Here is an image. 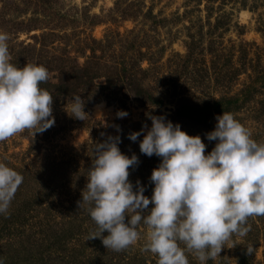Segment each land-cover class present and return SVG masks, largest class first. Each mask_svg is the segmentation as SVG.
<instances>
[{
	"label": "rangeland",
	"instance_id": "obj_1",
	"mask_svg": "<svg viewBox=\"0 0 264 264\" xmlns=\"http://www.w3.org/2000/svg\"><path fill=\"white\" fill-rule=\"evenodd\" d=\"M0 30L9 35L11 63L41 64L51 84L69 89L56 95L49 86L56 96L51 127L0 141V162L23 177L8 214H0L4 264H157L141 251L143 224L137 243L113 251L99 237L87 239L97 226L86 210L70 206L75 184L83 189L87 182L95 142L109 134L120 136L123 153L137 155L129 180L151 196L149 177L160 157L140 152L143 133L128 139L150 127L149 115L199 134L205 153L216 142L205 133L223 111L264 142V0H0ZM120 63L131 78H114ZM136 78L146 89L139 99L128 83ZM75 95L85 101L84 121L64 110ZM117 110L128 115L118 118ZM61 160L68 165L56 168ZM38 190L46 196L41 204ZM247 225L245 236H233L206 264H264V216L249 217ZM186 254L189 264H200Z\"/></svg>",
	"mask_w": 264,
	"mask_h": 264
},
{
	"label": "clouds",
	"instance_id": "obj_2",
	"mask_svg": "<svg viewBox=\"0 0 264 264\" xmlns=\"http://www.w3.org/2000/svg\"><path fill=\"white\" fill-rule=\"evenodd\" d=\"M8 40V33L0 30V141L26 129L33 135L42 133L54 124L53 96L40 87L48 78L46 67L11 63ZM84 103L75 95L64 110L84 121L89 115ZM127 115L126 110L116 112L118 118ZM149 119L150 127L142 125L128 133V139L136 141L143 133L140 152L160 157L149 177L150 197L139 180L135 189L129 180L138 157L120 150V136L109 134L95 142L78 201L97 226L87 239L99 237L106 249L121 251L137 243V228L143 224L141 251L154 254L157 264H189L186 253L206 264L233 236L247 234L249 217L264 216V142L253 139L250 130L226 111L216 115L213 130L205 133L207 140L216 141L207 153L199 134H188L163 115ZM22 180L19 172L0 162V214H8ZM246 251L251 254L253 249L248 246Z\"/></svg>",
	"mask_w": 264,
	"mask_h": 264
},
{
	"label": "trees",
	"instance_id": "obj_3",
	"mask_svg": "<svg viewBox=\"0 0 264 264\" xmlns=\"http://www.w3.org/2000/svg\"><path fill=\"white\" fill-rule=\"evenodd\" d=\"M115 71L113 72V75H114V78L116 80L118 79H123V78H131V72L130 70H128V68L125 67L124 64L120 63L119 67H115L114 69ZM94 76L97 75L96 72L93 74ZM128 83L131 84L133 86V89H134V96L136 98H141V95L144 94L146 92V89L141 85V83L139 82L138 78L134 79V80H131L129 79L128 80ZM49 86H54V88L56 89V95H63L62 93V90L63 91H68L69 89L66 87V86H63L62 84H51L48 80L44 81V82H41V85L40 87L46 89L48 92H51L49 91ZM54 98L56 97L54 93H50ZM57 99V98H56ZM63 160L61 161H58L56 164L53 163V165L56 167V168H63L62 166H66L68 165L67 164H63ZM70 167V165L68 167H66V169H68ZM63 181L61 179H59V183H57V186L58 188H63ZM77 185V189L75 190L74 192V195H77V196H74L71 198V202H70V206L73 208V207H78V201L81 199V190H82V183H80L79 185L78 184H75V186ZM37 193H40L41 194V197L39 198L40 202H36V203H40L41 204V199H44L46 196L45 194L42 192V190H38ZM36 199V198H35ZM35 199L33 198V201H35ZM37 200V199H36ZM43 205V204H42ZM76 209V208H75ZM74 210V208L72 209ZM85 210V208H80L78 207V211H81L83 212Z\"/></svg>",
	"mask_w": 264,
	"mask_h": 264
}]
</instances>
